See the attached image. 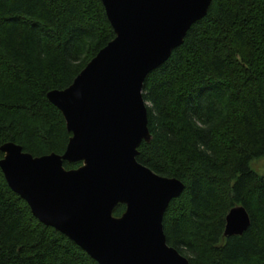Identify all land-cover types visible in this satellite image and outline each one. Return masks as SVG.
<instances>
[{
  "label": "trees",
  "instance_id": "16d2710c",
  "mask_svg": "<svg viewBox=\"0 0 264 264\" xmlns=\"http://www.w3.org/2000/svg\"><path fill=\"white\" fill-rule=\"evenodd\" d=\"M113 37L101 0H0V145L62 154L71 133L46 93ZM142 91L151 140L136 159L184 183L163 214L167 243L190 264H264V171L250 166L264 158V0H211ZM235 205L250 224L225 236ZM0 264L99 263L36 218L0 169Z\"/></svg>",
  "mask_w": 264,
  "mask_h": 264
},
{
  "label": "water",
  "instance_id": "95a60500",
  "mask_svg": "<svg viewBox=\"0 0 264 264\" xmlns=\"http://www.w3.org/2000/svg\"><path fill=\"white\" fill-rule=\"evenodd\" d=\"M114 37L64 89L47 99L71 133L62 154L33 156L12 141L0 145L9 187L42 223L73 240L99 264H190L169 245L163 214L184 183L137 161L149 142L143 82L163 64L211 0H101ZM81 162L67 169L63 162ZM121 215H113L117 204ZM246 208L225 217L224 235L242 234Z\"/></svg>",
  "mask_w": 264,
  "mask_h": 264
},
{
  "label": "rangeland",
  "instance_id": "374dc122",
  "mask_svg": "<svg viewBox=\"0 0 264 264\" xmlns=\"http://www.w3.org/2000/svg\"><path fill=\"white\" fill-rule=\"evenodd\" d=\"M250 166L256 172L262 173L264 171V158L253 159Z\"/></svg>",
  "mask_w": 264,
  "mask_h": 264
}]
</instances>
